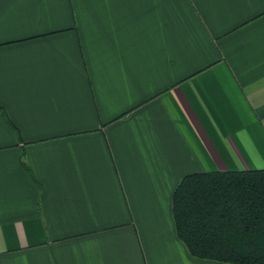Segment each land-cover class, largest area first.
<instances>
[{
  "label": "crops",
  "instance_id": "0c3cea01",
  "mask_svg": "<svg viewBox=\"0 0 264 264\" xmlns=\"http://www.w3.org/2000/svg\"><path fill=\"white\" fill-rule=\"evenodd\" d=\"M261 168L264 0H0V264H229L172 194Z\"/></svg>",
  "mask_w": 264,
  "mask_h": 264
},
{
  "label": "trees",
  "instance_id": "16d2710c",
  "mask_svg": "<svg viewBox=\"0 0 264 264\" xmlns=\"http://www.w3.org/2000/svg\"><path fill=\"white\" fill-rule=\"evenodd\" d=\"M172 215L192 256L264 264V168L184 175L172 194Z\"/></svg>",
  "mask_w": 264,
  "mask_h": 264
}]
</instances>
